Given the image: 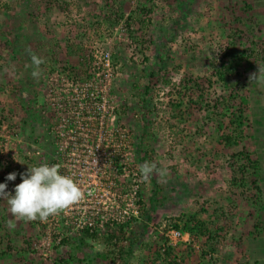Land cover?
<instances>
[{
    "label": "rangeland",
    "instance_id": "rangeland-1",
    "mask_svg": "<svg viewBox=\"0 0 264 264\" xmlns=\"http://www.w3.org/2000/svg\"><path fill=\"white\" fill-rule=\"evenodd\" d=\"M69 65L93 80L90 124L68 130L62 112L49 129L56 100L84 103ZM259 68L264 0H0V183L14 195L48 163L85 193L46 221L16 222L0 200V264H264ZM145 162L166 175L145 180ZM169 227L186 239L167 246Z\"/></svg>",
    "mask_w": 264,
    "mask_h": 264
},
{
    "label": "clouds",
    "instance_id": "clouds-1",
    "mask_svg": "<svg viewBox=\"0 0 264 264\" xmlns=\"http://www.w3.org/2000/svg\"><path fill=\"white\" fill-rule=\"evenodd\" d=\"M33 64L39 68L43 61L33 55ZM259 72L264 69L259 68ZM34 77L39 72H33ZM256 73L250 76L255 77ZM140 171L145 180L153 176L162 177L166 170H158L155 163L145 162L140 166ZM21 183L14 189V195L6 191L7 183H0V200H7L9 211L16 222L46 221L50 216H56L74 205L80 203L85 196L79 184L70 176L60 173L59 165L43 163L39 166L28 168L26 173H20ZM17 173H9L6 181H15ZM13 220L8 221L9 228H15Z\"/></svg>",
    "mask_w": 264,
    "mask_h": 264
},
{
    "label": "trees",
    "instance_id": "trees-1",
    "mask_svg": "<svg viewBox=\"0 0 264 264\" xmlns=\"http://www.w3.org/2000/svg\"><path fill=\"white\" fill-rule=\"evenodd\" d=\"M230 66H231L230 63L226 64V67H228V69H229ZM68 67L70 68L69 74H70V77H71V81H70V84L68 86V87H70L69 89L71 90L73 85H76L79 81L80 82L82 81V83H81L82 87H80V86H78V87L85 89L82 92H83V94H86L88 96V94H89L88 93L89 92L88 89H92L93 88V80L90 78V72H87V70L82 69V68L80 70H76V68H74L72 65H69ZM226 72H228V70H226ZM153 74H154V71L153 70H149L147 75L145 76L146 81L143 84L142 94L148 93L149 89L151 88L152 81H154L153 78H152V77H154ZM71 92L72 91H70V93ZM141 99L144 102L147 101V97L142 96ZM84 100H87V98L85 97ZM52 104H53V102H52ZM73 104L75 105L76 103H73ZM49 109L51 110V116H50L51 121L49 123V129H50L51 126H53L52 125L53 123H54V125H57L58 123H60V117H61V113L62 112L64 113V115H66L65 117L68 118V121L65 123L66 127H68L67 124H69V122H70V120H69L70 118L69 117H71V116L69 114V107H68V101L67 100H62V99L61 100L60 99L56 100L54 102V106L51 105L49 107ZM77 109L79 110L80 115L82 117H85V114L89 110L88 106H83V107L77 108ZM235 109L241 111V109H242L241 108V104H238ZM48 131L51 132V130H48ZM122 183L124 185L126 184V182H122ZM106 226H108V225H106ZM84 232L89 234V235H91V236L96 235V233H97L95 230H88L87 228H85ZM167 246L171 247L172 245L167 244ZM163 249H164V247H163Z\"/></svg>",
    "mask_w": 264,
    "mask_h": 264
},
{
    "label": "built area",
    "instance_id": "built-area-1",
    "mask_svg": "<svg viewBox=\"0 0 264 264\" xmlns=\"http://www.w3.org/2000/svg\"><path fill=\"white\" fill-rule=\"evenodd\" d=\"M80 93H82L81 95H82V97L83 98H85V95L86 94H83V92L82 91H79ZM89 93V92H88ZM91 93V92H90ZM85 101H88V97H87V100H84V103L82 104V105H77V104H75V105H73V109L74 108H81V107H83V105L84 106H87V104H86V102ZM70 114V113H69ZM66 116V115H65ZM70 116L71 117H69L70 119V122H69V124H67L68 125V130L69 129H71V128H75V127H79V126H77L76 124L74 125L73 123L76 121L77 122V118H80V120H81V122L83 123V124H87V123H89L90 124V121L89 122H87V120H86V117H89V116H85V117H82L81 115H80V112H79V110L77 109V111H76V114H70ZM62 117V116H61ZM60 117V118H61ZM65 119H66V122L68 121V118H66L65 117ZM58 124H61V122L60 123H58ZM64 124V123H63ZM65 125V124H64ZM74 126V127H73ZM85 126V125H84ZM58 133V132H57ZM110 162V161H109ZM63 167V168H62ZM61 168L62 169H64V166H62ZM63 171V170H62ZM117 186L119 185V181H118V183L116 184ZM117 200H118V203H119V198H117ZM117 203V204H118ZM115 207H117V205H115ZM129 214H128V212L126 211V210H124V209H119L118 208V213L117 214H113V213H110V214H108L106 217H104V218H100V217H97V216H93L92 218H89V219H87V220H85L84 221V223H86V225H85V228H87L88 230H95V231H98V230H100V229H103V227H105L106 225H114L115 224V222L116 221H121V220H123V218H125V217H127ZM88 217H90V216H88ZM94 217H95V219H94ZM80 226H81V224H80ZM188 234V232L186 231V230H184V229H179V228H176V227H169V228H167L166 229V231L164 232V235H165V244L167 245V244H170V245H173L174 244V242L176 241V240H179V239H186V236L185 235H187ZM162 249H163V247H162Z\"/></svg>",
    "mask_w": 264,
    "mask_h": 264
}]
</instances>
